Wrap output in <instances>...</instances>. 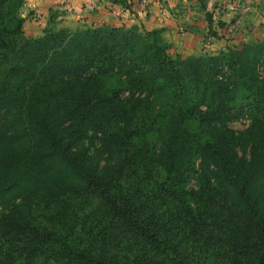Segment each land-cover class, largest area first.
Returning <instances> with one entry per match:
<instances>
[{"label":"trees","instance_id":"trees-1","mask_svg":"<svg viewBox=\"0 0 264 264\" xmlns=\"http://www.w3.org/2000/svg\"><path fill=\"white\" fill-rule=\"evenodd\" d=\"M24 4L0 0V264H264V40L28 37Z\"/></svg>","mask_w":264,"mask_h":264},{"label":"crops","instance_id":"crops-1","mask_svg":"<svg viewBox=\"0 0 264 264\" xmlns=\"http://www.w3.org/2000/svg\"><path fill=\"white\" fill-rule=\"evenodd\" d=\"M37 1L41 5V2ZM82 1L94 0H76L78 3ZM95 1L100 5H107L105 3L107 0ZM133 2L136 7L133 12L135 15L130 17L133 23L131 25L136 24L147 30L163 28L164 37L171 44V49H176V53L185 57L201 54L203 51L215 53L231 43L243 44L250 42L253 37L264 36V0H147L146 2L133 0ZM112 3L111 1L110 4ZM227 3H234L235 10L228 11ZM108 13L106 11L107 15ZM231 26H234V30L229 31Z\"/></svg>","mask_w":264,"mask_h":264},{"label":"rangeland","instance_id":"rangeland-1","mask_svg":"<svg viewBox=\"0 0 264 264\" xmlns=\"http://www.w3.org/2000/svg\"><path fill=\"white\" fill-rule=\"evenodd\" d=\"M39 1L41 2V5L37 0H25L24 6L19 11V14L25 18L24 33L28 37L40 36L47 28L58 30L65 27L75 31L78 28L95 27L103 24H109L112 26L131 25L133 23L130 17L135 15L133 12L135 11L134 7H136L133 0H107L105 1L107 4L105 6L104 4H98L95 0L88 2L82 1L80 3L76 2V0ZM111 1L113 2L112 4H110ZM146 1L147 0H145V2ZM114 3H117L118 5ZM98 5L100 6L98 7ZM106 11L109 12L108 15L106 14ZM81 20H85L86 23ZM238 31L236 33H238ZM260 40H264V36L253 37L250 42ZM240 45L242 44L231 43L228 47ZM176 52V49L172 50L171 54L175 56L178 54ZM207 53L209 52L203 51L201 54ZM248 124L249 120L243 118L233 121L231 126L239 131L245 129ZM191 185L196 186V180L193 179Z\"/></svg>","mask_w":264,"mask_h":264},{"label":"built area","instance_id":"built-area-1","mask_svg":"<svg viewBox=\"0 0 264 264\" xmlns=\"http://www.w3.org/2000/svg\"><path fill=\"white\" fill-rule=\"evenodd\" d=\"M235 8H236V5L234 3H228L226 5V9L228 11H233V10H235ZM231 30H234V26H231V28H229V31H231Z\"/></svg>","mask_w":264,"mask_h":264}]
</instances>
